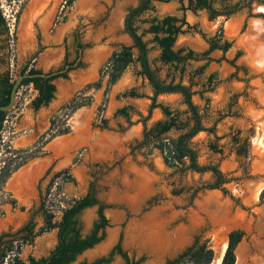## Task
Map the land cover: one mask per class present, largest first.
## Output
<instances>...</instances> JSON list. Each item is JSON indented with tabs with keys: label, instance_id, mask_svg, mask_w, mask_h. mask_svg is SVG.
<instances>
[{
	"label": "rangeland",
	"instance_id": "obj_1",
	"mask_svg": "<svg viewBox=\"0 0 264 264\" xmlns=\"http://www.w3.org/2000/svg\"><path fill=\"white\" fill-rule=\"evenodd\" d=\"M219 1L215 0L213 5L217 6ZM25 2L26 0H0V12L7 27L6 33L0 26V58L8 61L12 79L16 77L22 61L27 60L33 53V50L27 51L25 48V38L29 34V29L27 28L25 32V26L22 25ZM106 2L107 10L100 15V20H107L112 8L119 7V5L128 7L135 4L137 0H106ZM263 9L264 0H254L250 7H244L229 16L209 17L205 9L193 11L186 9L184 17L192 28L176 35L173 43L174 49L183 47L199 53L208 47L204 38L218 34V32H221L223 37L231 42V45L225 52L218 49L210 51L208 56L212 58L211 61L201 58L184 61L179 65L183 66L182 73L173 65L163 64L157 59L158 48L151 41L152 34L144 31L149 24V19L153 16L158 18L165 15L180 17L182 14L180 4L175 0L168 2L153 0L151 9L143 12L135 21L137 31L142 34V39L147 46L149 65L158 78L166 82L172 80L191 84V89L196 91L192 95V100L203 112L205 124L210 126L215 121L219 123V126H224L225 132L218 138H210L208 134L198 135L200 133L191 138V146L197 151V159L204 161L214 155L216 158L214 162L218 164L224 155L231 152L236 168L234 173L227 174V177L232 179L223 186L229 193L237 196L245 206L260 203L259 206L252 207V213H248L240 209L238 205L232 206L233 203L228 195L223 194L228 203V218L231 220V216H234L232 220L234 222L227 224V227L239 224L245 232L235 248L237 255V259L235 255V264H264V146L257 149L253 144L255 137L263 134L264 65L256 64L242 38L247 33L252 18L260 19L264 25ZM87 19L91 23L94 20L92 17ZM228 21L236 22V28L234 27L231 32L227 30ZM257 40L264 44V34ZM129 46L132 59L128 64V69L134 72L139 67L138 50L131 43ZM237 52L239 55L235 57ZM109 56L103 60L99 68V75L106 82L110 68V65H107ZM232 58L237 68L227 62ZM200 67L202 68L201 73L197 74ZM4 70L5 65L0 63V72ZM209 74L213 76L211 82L207 84L206 77ZM135 86H138L137 90L145 89L142 85L136 84ZM210 87L212 90H208ZM112 90L111 95L113 96L115 92L116 96H111L114 100L110 99L107 114L113 102L125 104L129 101V98L121 95L126 89L114 91L115 88H113ZM16 92L13 106L5 112L0 128V172L2 167L17 154L14 152L16 148L12 146L11 140L18 134L16 123L20 113L29 103L28 99L31 95L28 86L24 85L19 86ZM198 92H202V95L200 96ZM76 97L75 99L79 101L85 99L80 95ZM103 98L105 101L103 109H105L106 95ZM160 98L173 110L181 112L185 108L179 93L165 94ZM70 112V108L65 107L51 115L50 119L54 120L55 130L67 127L66 120ZM118 128L120 130L121 126L119 125ZM236 131H239V143H242L244 139L247 150L246 158L241 155L236 156L234 149L231 148V137ZM37 140L38 143H34L35 148L32 150H38V155L45 142L42 143L43 138L40 137ZM137 142L133 140L129 146L125 144L124 148L127 146V150L123 152L114 150V148L111 153L98 150L95 153V159L86 165L88 178L85 181L92 180L96 199L106 204L103 212L107 218V225L103 229L102 238L92 247L77 254L68 264H89L102 257L108 259L105 264H123V259L119 254L115 252L110 254L116 243H119L121 250L129 259L138 261L137 264H163L167 259L178 257L196 240L198 242L207 241V246L213 249V259L211 258L210 264H219L227 241L224 230L215 233L209 220L205 216L201 217L199 208L196 207V200L202 199L206 188L193 192L196 187L210 182L212 178L204 177L205 175L202 174L200 177L191 170L179 171L168 166L158 169L152 161V149L137 146ZM210 143L220 146L221 152L209 153L207 150ZM65 175L67 174H62V176ZM66 182L71 181L70 179L62 181L60 189ZM87 188L88 184L79 186L77 197ZM5 197L7 194L0 193V199ZM74 198L72 194L64 192V196L60 198L55 196L49 202L51 205L49 210L53 212L51 213L53 222L59 219L61 209L59 204L66 206ZM95 209V205L86 207L77 215L82 235L89 232L96 218ZM36 218L38 219V216ZM51 230L55 231L56 227H52ZM52 234L54 233L49 235ZM217 236H221L218 243L215 242ZM53 237L55 239L56 235L54 234ZM43 238L48 239L49 236L46 235ZM36 239L38 244L40 237ZM24 252L26 251L23 245L19 249L18 257L21 258ZM39 254L45 255L46 250H40Z\"/></svg>",
	"mask_w": 264,
	"mask_h": 264
},
{
	"label": "crops",
	"instance_id": "obj_2",
	"mask_svg": "<svg viewBox=\"0 0 264 264\" xmlns=\"http://www.w3.org/2000/svg\"><path fill=\"white\" fill-rule=\"evenodd\" d=\"M64 1L26 0L24 5L22 25L25 26V32L27 28L29 29V34L25 38V48L27 51L33 50V53L27 60L22 61L21 67L28 63V67L32 66L40 72L62 70L60 73L64 72V75L51 79L54 85L53 95L46 104L40 105L37 109L30 104L36 95V90L30 83L24 85L28 86L31 95L28 99L29 103L20 113L16 123L18 134L11 140L12 146L16 149L33 146L49 126L51 115L72 98H77V95L84 97L86 103L70 112L66 120V132L56 134L47 140L42 145L40 154L32 156L11 171L2 184L3 191L13 203L7 201L1 206L3 213L0 215V232H9L14 237L20 235L16 231L24 224L29 223V227L32 226L30 234L33 236L28 237L24 244L26 252L21 258L19 257L21 264H26L29 257L47 256L56 243V237L55 239L53 237L54 234L56 235V230L49 229L37 233L43 223L39 190L43 191L49 176L56 171L66 169L71 182L64 183L62 191L72 194L74 199L82 197L87 190L79 197L76 193L79 186L93 183L91 179L85 181L88 178L86 165L95 159L96 151L105 150L111 153L114 148L123 152L127 150V146L124 148L125 144L129 146L133 140L141 139L143 126L140 119L147 115L149 96L152 94L151 86L140 73V65L134 72H131L126 65L111 84H107L99 75L100 65L106 57L113 51L132 44L131 38L124 31L123 18L126 11L135 6L138 0L128 7L119 5L112 8L107 20H100V15L107 10L106 0H70L69 3ZM89 17L94 19L92 23L87 19ZM65 65L68 67L65 68ZM136 84L144 86L145 89L137 90ZM113 88L114 91L126 89L121 95L129 98V101L125 104L113 102L107 114L110 99L114 100L111 98ZM128 90H133L138 96L126 95ZM165 94L178 93H159L156 96V102L169 107L160 98ZM105 95L106 106L103 109ZM115 96L116 93L113 92L112 97ZM121 107H126L128 118L115 113L116 109ZM163 118L161 109L156 106L150 110L145 124L148 127ZM101 119L105 120L104 127L101 126ZM203 124L209 126L204 121ZM119 125L120 130L124 129L123 131L119 130ZM224 132V126L216 123L214 133L199 131L196 135L208 134L212 138L221 136ZM176 134L177 132L172 130L163 136L174 137ZM142 148L152 149V161L156 168L167 167L159 149L150 145ZM207 151L215 154L210 149ZM210 157L204 161L198 159L197 161L200 164H217L214 162L216 160L214 155ZM217 166L225 174L234 173L236 162L232 153L224 155ZM191 172L200 177L201 174L207 178L212 177L210 171ZM196 207L199 208L200 216H205L209 220L215 233L224 230L226 240L227 232L231 228L227 227V224L233 222L234 216H231V220L228 218V203L221 191L216 188L204 189L202 199L196 200ZM50 233L54 234L49 235ZM46 235L49 236L48 239L43 238ZM37 237H40L38 244ZM43 249L46 250V254H39Z\"/></svg>",
	"mask_w": 264,
	"mask_h": 264
},
{
	"label": "trees",
	"instance_id": "obj_3",
	"mask_svg": "<svg viewBox=\"0 0 264 264\" xmlns=\"http://www.w3.org/2000/svg\"><path fill=\"white\" fill-rule=\"evenodd\" d=\"M151 1L153 0H138L135 6L130 7L123 18V28L124 31L129 35L132 40V44L137 48L138 55L137 61L140 65V73L146 78L148 84L152 88V94L149 96L150 103L148 106L147 115L142 117L140 120L142 122V137L137 142V146H153L159 149L162 155L163 162L168 167H173L175 170L185 171L191 170L196 172L210 171L213 175V180L210 182H205L200 186L196 187V190L206 188H216L219 189L222 194H227L232 198L229 191L223 186L224 183L231 180V177H227L226 174L221 172L216 164L204 163L200 164L197 161V151L190 145L191 138L199 131H206L208 133L214 132V124L210 126H205L203 124L204 114L198 106L193 102L192 95L196 91L191 89V84H183L181 81L173 82L172 80L165 82L158 78L156 72L150 67L148 56H147V46L145 41L142 39V34L137 31L135 21L137 18L146 10L151 9ZM160 2H168L171 0H155ZM180 4L182 14L180 17L175 15H165L163 17L153 16L149 19V24L144 30L152 34L151 41L155 43L159 52L157 59L163 64H171L175 69H178L180 73L183 72V66H179L184 61L188 59H206L211 61L212 58L208 56V53L214 49L221 50L225 52L231 45V42L225 39L221 32L214 34L208 38H203L208 44L207 49L195 53L193 50L183 47L177 49L173 48V43L175 41L176 35L183 33L186 29L192 28V26L185 20L184 11L186 9H205L209 17H215L218 15L229 16L244 7H250V4L254 0H236V1H226L220 0L217 6L213 3L215 0H175ZM70 0H68V3ZM18 13V12H17ZM0 26L3 31L7 33V27L5 25V20L0 12ZM239 55V52L235 54V57ZM234 57V58H235ZM227 60L230 65H234L233 61ZM131 52L129 46H123L120 49L113 51L107 62L110 63V68L108 70L107 84L113 83L117 77L120 75L122 70L131 61ZM0 63L5 65V70L0 72V105H4L8 102L9 91L11 84L13 82L10 76V70L8 67V61L0 58ZM201 67L197 70V74L201 73ZM40 70L28 67V63L22 66L20 73L35 74L39 73ZM61 75L64 72L50 75L48 77H25L20 81L19 86L31 84L36 90V95L31 100L30 104L34 109H37L40 105L46 104L52 97L54 91V85L51 79ZM212 74L206 77V83L209 84L212 79ZM18 86V87H19ZM212 90V88H208ZM159 93H179L181 96V102L184 104L185 108L183 111L173 110L162 103L156 102V96ZM200 96L202 92H198ZM126 95L138 96L133 90H128ZM86 103V99L77 100L72 98L67 104L63 105L61 108L69 107L70 111L74 108ZM159 107L163 119L156 120L150 126H146L145 121L149 115L150 110L153 107ZM116 114H121L128 118L126 107H121L116 109ZM5 115V111H0V125L1 121ZM101 126L104 127L105 120L101 119ZM54 126V120L50 119V124L47 130L42 133L39 137L43 138L42 143L49 140L52 136L63 133L67 131V128L52 130ZM174 130L177 134L174 137L163 136L168 131ZM239 132H235L231 137L232 143L236 144L235 154L237 156H242L246 158L247 150L244 144L239 145L240 138ZM38 143V140L36 141ZM209 148L220 152V148L216 149L215 145H208ZM32 148H35L33 145ZM31 149H14L16 155L20 157L19 160L13 165L11 162L5 164L0 172V182H4L6 177L16 169L18 166L23 164L32 156L37 155V151ZM23 153V155H20ZM11 161V159L9 160ZM11 165V166H10ZM60 174H67L64 177L69 178V174L66 169L59 170L53 173L54 176ZM67 176V177H66ZM11 203L13 201L9 200ZM96 206L95 215L96 218L92 223V226L88 233L82 235L80 232L79 223L77 220V215L79 212L90 206ZM106 204L98 201L95 196V187L91 183L88 185L86 193L79 198L72 199V201L61 208L59 219L56 222L51 220L52 214L46 212L43 208L42 201L40 203V208L42 210L43 223L38 229L37 233L56 227V243L54 247L50 250L47 256L33 258L29 257L26 264H68L73 261L75 256L81 253L83 250L92 247L97 243L103 236V229L107 225V218L104 215V208ZM25 231V233H23ZM20 232L19 237L28 240V237H32L30 230L27 227H22L16 231ZM22 232V233H21ZM242 232L238 229L231 230L227 233V241L224 252L221 256L219 264H235V254L234 248L238 240L240 239ZM31 240V238H30ZM207 241L198 242L197 240L186 250L176 258L167 259L163 264H210L212 257V250L206 244ZM117 253L123 259V264H137L138 261H134L128 258L125 252L120 248L119 243H116L110 254ZM214 255V251H213ZM212 258V259H211ZM108 262L107 258H98L89 264H105ZM14 264H21L19 258H15ZM84 264V263H82Z\"/></svg>",
	"mask_w": 264,
	"mask_h": 264
},
{
	"label": "flooded vegetation",
	"instance_id": "obj_4",
	"mask_svg": "<svg viewBox=\"0 0 264 264\" xmlns=\"http://www.w3.org/2000/svg\"><path fill=\"white\" fill-rule=\"evenodd\" d=\"M62 1V0H61ZM65 3H68V0H65L64 1ZM234 68H237V66L234 64V65H232ZM22 68V67H21ZM20 68V69H21ZM6 112V111H5ZM4 118V117H3ZM51 118V117H50ZM2 121H3V119H2ZM2 121H1V125H2ZM214 123L216 124V122L214 121ZM213 123V124H214ZM49 124H50V122H49ZM1 125H0V128H1ZM48 128V127H47ZM214 132H215V127H214ZM213 132V133H214ZM237 132V131H236ZM239 132V131H238ZM233 136V135H232ZM215 138H218V137H220V136H214ZM244 140V139H243ZM231 142H232V140H231ZM210 144H212V145H215L216 146V149L217 148H220V150H221V147L220 146H217L215 143H210ZM210 144H208V145H210ZM243 144V142L242 143H240L239 145H242ZM190 145H191V140H190ZM33 147V146H32ZM32 147H30V148H28V149H31ZM209 148V147H208ZM231 148H233L234 149V153H235V148H236V144H233L232 143V145H231ZM211 151H213V152H218V151H215V150H213V149H211V148H209ZM221 152V151H220ZM236 155V154H235ZM237 156V155H236ZM20 159V157L19 156H17V155H15L14 156V158L13 159H11V165H13V164H15L16 162H17V160H19ZM212 164H215V163H212ZM10 165V166H11ZM217 165V164H216ZM212 174V173H211ZM225 174V173H224ZM226 176H227V174H226ZM54 177V175L53 174H51L50 176H49V178L47 179V181H46V183H45V190H44V193H45V191H47L46 189H47V187H48V185H49V183L51 182V180H52V178ZM212 180H213V175H212ZM211 180V181H212ZM2 182H0V193H5L4 191H3V189H2ZM43 193V191L41 192V190H39V197H40V199H41V201H42V205H43V208H44V204H43V201H44V198H43V196H45L44 195V193ZM6 194V193H5ZM46 194V193H45ZM230 195L232 196V198L231 197H229L228 196V198L231 200V202L233 203L232 204V206H235V205H238L239 206V208L240 209H243V210H246L248 213H252V207H257V206H259L260 205V203L259 202H256V203H253L251 206H245L244 204H242L241 202H240V200L238 199V197L237 196H234L233 194H231L230 193ZM10 200V198L7 196V197H5L4 199H0V215H2V213H3V210H2V204L3 203H5V202H10L9 201ZM41 201H40V203H41ZM231 211H232V208H231ZM253 215H255V213L253 212ZM43 217V216H42ZM234 222V221H233ZM232 224H234V223H232ZM22 227H27L29 230H30V232H31V229H32V226H30L29 227V223H26V224H24L23 226H21L20 228H22ZM19 228V229H20ZM234 229H238V230H240L241 232H242V235H241V237H240V239L238 240V242L242 239V237H243V235H244V230L243 229H241V227H240V225L239 224H236V226H232L230 229H229V231H231V230H234ZM228 231V232H229ZM227 232V233H228ZM18 233H20V232H18ZM22 233V232H21ZM23 233H25V231H23ZM227 236V235H226ZM226 239H227V237H226ZM14 241H20L21 243H22V246L25 244V242H26V240H24V239H22V238H20L19 237V235L18 236H14V237H12L11 236V234L9 233V232H4V231H1L0 232V261H1V259L5 256V254H6V252L8 251V249L10 248V246H11V244H12V242H14ZM237 242V243H238ZM237 243H236V245H237ZM236 245H235V248H236ZM235 248H234V254L236 255V252H235ZM19 258V257H18ZM236 259H237V255H236ZM236 259H235V263H236Z\"/></svg>",
	"mask_w": 264,
	"mask_h": 264
},
{
	"label": "bare ground",
	"instance_id": "obj_5",
	"mask_svg": "<svg viewBox=\"0 0 264 264\" xmlns=\"http://www.w3.org/2000/svg\"><path fill=\"white\" fill-rule=\"evenodd\" d=\"M264 10V9H263ZM236 22L228 21L226 26L229 32L233 31L234 27L236 28ZM264 34V25L261 20L258 18H252L249 22V28L247 33L242 37L244 44L250 52L252 59L258 65H264V44L258 42L257 38L261 37ZM253 144L255 148L261 149L264 146V125H263V134L261 136L255 137ZM221 236L216 237V243L219 242ZM222 246V245H221Z\"/></svg>",
	"mask_w": 264,
	"mask_h": 264
},
{
	"label": "built area",
	"instance_id": "obj_6",
	"mask_svg": "<svg viewBox=\"0 0 264 264\" xmlns=\"http://www.w3.org/2000/svg\"><path fill=\"white\" fill-rule=\"evenodd\" d=\"M107 65H110V63H107ZM52 130H55L54 126ZM65 179L66 178L62 176V174H60L58 176H54L51 182L49 183L46 194L44 196V201H43L44 209L46 212L53 213L51 210H49V208L51 207L49 202H51V200L55 198V196L59 198L61 196H64V192L60 189V187H61V182L64 181ZM59 205L61 208L64 207L62 203H60ZM21 247H22V243L20 241L12 242L5 256L1 259L0 264H14L15 258H18L19 256V249Z\"/></svg>",
	"mask_w": 264,
	"mask_h": 264
},
{
	"label": "water",
	"instance_id": "obj_7",
	"mask_svg": "<svg viewBox=\"0 0 264 264\" xmlns=\"http://www.w3.org/2000/svg\"><path fill=\"white\" fill-rule=\"evenodd\" d=\"M67 67H68V65H65V68H67ZM61 71L62 70H55V71L48 72V73L39 72V73H35V74H29V73H20V69H19L16 73V77L13 79V82L11 84L8 102L4 105H0V111H7L8 109H10L13 106V103L15 100V93L17 91V88H18L22 78L33 77V76L48 77L50 75L57 74Z\"/></svg>",
	"mask_w": 264,
	"mask_h": 264
}]
</instances>
